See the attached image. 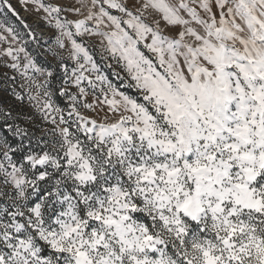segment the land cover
<instances>
[{
	"label": "snow or ice",
	"instance_id": "1",
	"mask_svg": "<svg viewBox=\"0 0 264 264\" xmlns=\"http://www.w3.org/2000/svg\"><path fill=\"white\" fill-rule=\"evenodd\" d=\"M33 2L63 76L0 24V264H264V0Z\"/></svg>",
	"mask_w": 264,
	"mask_h": 264
},
{
	"label": "rangeland",
	"instance_id": "2",
	"mask_svg": "<svg viewBox=\"0 0 264 264\" xmlns=\"http://www.w3.org/2000/svg\"><path fill=\"white\" fill-rule=\"evenodd\" d=\"M9 2L12 4L15 11L18 13V16H15L11 12H8L6 8L0 7V24H3L5 27H12L17 32L25 34L27 33L28 29H25L20 23V21L23 20L31 26L32 30L37 34L39 43L33 42L30 37L24 35V40L27 41L26 50L36 59L38 63L41 64V66L46 68H52L55 76L57 77V79L53 81V84L54 86L59 87V81L60 78L63 76V72L59 68H56L54 65L50 64V62L47 61L44 56V48H46L52 42L50 37L54 36L56 30L54 28L45 27L43 21H40L39 24L37 23L38 18L44 16L45 13H43L42 11H36L37 6L33 2V0H9ZM44 2L66 3L67 0H44ZM112 11L113 14L118 15V13H116L114 10ZM63 15L64 14H62V16ZM67 18L75 19L77 17L69 13L67 14ZM0 33L7 35V33L3 32V28H0ZM85 40L89 41V38L85 37ZM141 49L145 51L146 54H148L147 51L143 49L142 45ZM89 50L93 53L95 59L99 61V55L97 54V50L95 48H92L90 43ZM5 59L8 63H11L10 58L0 59V107L10 108L13 111L14 115L19 114L22 117L24 114H29L31 111L28 105L26 94L24 92V89L22 88V85H24V77L20 75L19 72L5 67ZM20 60L21 62H23L24 60L23 53L20 54ZM71 66V62H69V71L71 69ZM101 70L106 75H108L114 83L119 84V81L115 80V78L112 77V70L107 68L104 63L101 64ZM117 71H119L118 68ZM121 75L126 74L121 72ZM13 90H15L16 92H20L21 95H25V99L23 101H17L12 95ZM121 90L126 91L129 94L135 95V93L131 89ZM54 100L60 107H67V97L59 98L58 96H54ZM17 122H19V120Z\"/></svg>",
	"mask_w": 264,
	"mask_h": 264
}]
</instances>
